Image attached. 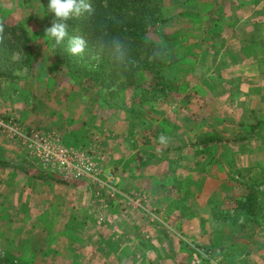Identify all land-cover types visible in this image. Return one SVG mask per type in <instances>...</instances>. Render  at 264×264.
<instances>
[{
	"label": "crops",
	"instance_id": "0c3cea01",
	"mask_svg": "<svg viewBox=\"0 0 264 264\" xmlns=\"http://www.w3.org/2000/svg\"><path fill=\"white\" fill-rule=\"evenodd\" d=\"M185 1L188 5L174 14L179 28L174 41L180 43L174 61L191 68V74L190 81L181 76L178 83H192L191 88L216 83L201 68H213L218 79L224 74L222 82L236 84L237 90L229 84L221 91L233 89L243 104L250 100L241 114L254 112L258 118L250 129L255 126L261 136L264 0ZM22 11L17 23L24 26L29 8ZM206 91L222 98L218 90ZM212 113L216 116V108ZM188 117L174 120L170 128L155 120L146 124V134L135 136L126 112H111L103 126L109 157L102 159V170L64 184L48 179L46 169L38 172L36 162L0 134V250L29 256V264H196L197 249L203 247L213 253L206 257L209 262L200 254L202 264H264L262 214L254 221L259 231L254 227L257 233L249 235L230 233L229 222L217 220L211 211L221 195L230 197L236 189L229 164L241 162L243 155L231 156L229 147L237 135H245V127ZM213 136L225 142L200 143ZM256 191L264 209V196ZM230 247H236L235 254Z\"/></svg>",
	"mask_w": 264,
	"mask_h": 264
},
{
	"label": "rangeland",
	"instance_id": "374dc122",
	"mask_svg": "<svg viewBox=\"0 0 264 264\" xmlns=\"http://www.w3.org/2000/svg\"><path fill=\"white\" fill-rule=\"evenodd\" d=\"M182 1L184 3L166 0L164 18L170 21L150 28L152 35L165 42L164 65L160 75L155 77L147 72L140 73L135 86L128 89H120L118 84H113L109 89L102 88L99 83L77 78L52 62L51 44L45 35L47 14L52 11L45 8L41 0L0 2V20L8 25L23 26L17 23V13L22 14L23 7L29 8L22 17L25 18L22 23L27 27L23 26L28 30L35 54L33 61L15 66L16 69L10 73L15 80L0 78V134L22 148L25 154L36 162V165L32 164L38 172L48 171L50 176L75 182L81 178L77 176L78 162L72 168L74 173L66 175L57 162L46 163L44 151L37 149L36 145H48L54 151L63 148L70 153L86 155L91 159L90 162L96 165L97 172L101 171L104 162L102 159L109 157L108 150L104 151V142L109 139L103 134V126H106L111 112L124 110L129 121L133 123L132 127H129L134 129L135 136L146 134V124L153 125L155 120L162 121L166 128H170L174 120L182 122L187 120L188 116L195 121L199 119L198 123L202 118L214 123L221 122L222 119L223 123L228 125L245 127V135H237V140L230 141L229 147L231 156L238 152L244 156L240 158L241 162L233 161L229 164L231 170L235 171L231 175L234 181L231 182L236 189L229 191L230 197L221 195L218 205L211 211L217 220L229 222L230 227L226 229H230V233L251 235L255 228L259 231L255 226L259 225V222H254L255 218L260 216V213L264 218V209H260L256 193L258 189L264 196V131L260 136L261 133L250 129V124H254L258 118H255L253 111L248 110L245 115L241 114L242 106H250V100L243 104V100L237 97L233 89L221 91L225 89L224 85L230 84L222 82L224 74L218 79L212 75L213 68H201L202 74L212 76L216 83L206 80L202 85L199 83L201 86L193 88L192 83H178L181 76L184 82L190 81L191 74V68L174 61L175 56L177 59L180 56V43L174 41V34L179 31L177 26L180 19L176 22L178 29H175L174 14H178L183 5H188L185 0ZM4 15L6 18L2 17ZM13 61L21 62V56L16 54ZM221 70L223 72L225 68ZM230 85L237 90L236 84ZM213 89L222 93L221 99L216 100L211 96L212 92L206 91ZM185 100L190 101V107L185 106ZM198 105L203 106L200 113L197 111ZM214 108L217 110L216 116L212 113ZM208 120L207 124L210 123ZM150 128L154 130L153 127ZM97 131L102 134L99 135ZM260 158L263 159L261 163ZM200 164L198 163V166ZM260 226L264 230V222H261ZM256 231L254 233H257ZM235 248L230 247V253L235 254ZM197 250L199 256L196 254V264L204 263L202 258H205L204 261L210 260L207 258L212 255L211 250L207 252L203 247H198ZM0 255L11 258L16 264H29V256L23 254L12 255L0 250Z\"/></svg>",
	"mask_w": 264,
	"mask_h": 264
},
{
	"label": "trees",
	"instance_id": "16d2710c",
	"mask_svg": "<svg viewBox=\"0 0 264 264\" xmlns=\"http://www.w3.org/2000/svg\"><path fill=\"white\" fill-rule=\"evenodd\" d=\"M166 0H90L94 13H85L80 18L64 21L68 25V36L60 45L48 37L51 44L52 62L71 75L88 82L99 83L109 89L113 84L118 88L128 89L135 86L140 73L160 75L164 65L165 42L150 33L156 24L170 20L164 18L167 9ZM49 8L50 0H41ZM165 8V9H164ZM164 10V11H163ZM163 12V14H162ZM56 21L55 13L48 12L45 28H50ZM5 40L0 44V78L15 80L12 70L15 66L31 62L35 58L33 45L27 30L20 25L4 23ZM72 36H81L87 41L81 55L73 56L69 52L68 40ZM113 36H119L127 51V70H120L113 62L107 50ZM18 54L21 62H14ZM255 126L252 127V130ZM219 137H208L201 144L224 143ZM59 184L65 181L50 176ZM255 216V215H254ZM256 217V216H255ZM0 264H16L11 258L0 255Z\"/></svg>",
	"mask_w": 264,
	"mask_h": 264
},
{
	"label": "clouds",
	"instance_id": "9594fccd",
	"mask_svg": "<svg viewBox=\"0 0 264 264\" xmlns=\"http://www.w3.org/2000/svg\"><path fill=\"white\" fill-rule=\"evenodd\" d=\"M48 7L55 13L56 21L52 27L45 29V35L53 38L56 45L62 44L68 36V25L64 21L80 18L85 13L91 15L95 11L90 0H50ZM4 30V22L0 20V44H3L5 40ZM68 45L69 52L73 56H77L84 52L87 41L81 36H72L68 40ZM107 50L117 68L122 71L127 70V51L121 37L113 36ZM163 139L162 137V142Z\"/></svg>",
	"mask_w": 264,
	"mask_h": 264
},
{
	"label": "built area",
	"instance_id": "2783aa9c",
	"mask_svg": "<svg viewBox=\"0 0 264 264\" xmlns=\"http://www.w3.org/2000/svg\"><path fill=\"white\" fill-rule=\"evenodd\" d=\"M14 131V130H13ZM37 149L44 151V157L46 158V163H54L57 162L61 167V169L64 170L66 175H70L73 172L72 168L76 166V163L78 162V177L83 176H91L95 172H97L96 165L93 164L91 159L89 160L88 156L81 155L79 153H70L69 150L60 148L57 151H54L52 148H50L48 145H36ZM54 161V162H53ZM45 163V164H46Z\"/></svg>",
	"mask_w": 264,
	"mask_h": 264
}]
</instances>
